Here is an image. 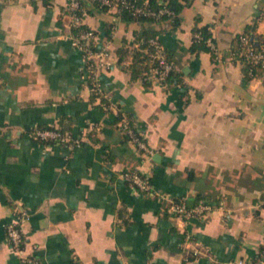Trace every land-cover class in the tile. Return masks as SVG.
Wrapping results in <instances>:
<instances>
[{"label": "crops", "instance_id": "crops-1", "mask_svg": "<svg viewBox=\"0 0 264 264\" xmlns=\"http://www.w3.org/2000/svg\"><path fill=\"white\" fill-rule=\"evenodd\" d=\"M84 1L96 46L117 59L141 23ZM67 9L66 0H0V264H24L6 237L21 210L23 254L39 264L256 258L264 245V81L245 75L231 46L253 22L264 30V0H189L180 24L158 33L183 82L146 85L118 61L101 73L96 96ZM204 25L217 60L189 49ZM118 111L133 118L152 155L126 138ZM38 125H62L81 144L36 140ZM131 168L151 174L150 192L124 179ZM195 195L214 202L208 219L172 210L173 200Z\"/></svg>", "mask_w": 264, "mask_h": 264}, {"label": "built area", "instance_id": "built-area-1", "mask_svg": "<svg viewBox=\"0 0 264 264\" xmlns=\"http://www.w3.org/2000/svg\"><path fill=\"white\" fill-rule=\"evenodd\" d=\"M101 5H105L108 10H111L117 14H121L124 10H128L133 15L139 16H152L160 18L164 14H173L174 10L171 9L168 4H163L159 8H153L150 5V0H100ZM66 6L71 15V26L77 28L84 24L85 10L81 9L79 0H66ZM262 41L261 46L258 48L254 41L258 38H251L249 34L242 32L240 34L241 52L244 55L245 61L248 64V72L253 77H258L264 81V30L261 32ZM201 37L200 33L197 35ZM74 45L78 46L85 60V68L87 70L88 78L92 89L102 93L100 87V75L103 71L113 67L118 58L111 48L108 46L97 47L95 44L96 32L93 28L87 26L81 28L78 32H71L69 34ZM255 39V40H254ZM144 40H137L129 46V51L132 53L136 48L140 47L141 42ZM149 42L153 46L152 63L148 68L143 69L140 78L143 82L150 84H162L168 85L167 77L171 70L176 68V63L173 59L168 58L165 47L162 44L160 38H149ZM258 42V41H257ZM207 43L214 52V59H218V50L209 37ZM130 60H124L121 62L123 66H129ZM121 115L119 120L122 130L125 134L130 136V139L135 142L138 149L142 150L147 155H152L153 150L149 147L146 140L140 133H137L136 126L133 118L124 111H118L117 115ZM33 137L36 140L52 139L56 142H68V145L74 147L81 144V138L74 137L70 132L63 133L56 128H37L33 131ZM122 176L126 181L135 186L141 191L150 192L153 188L151 174L144 172L139 168L127 169L123 171ZM172 210L179 216L185 219L197 218L200 220H206L209 218L210 212L214 209V202L208 199H201L194 205L187 203V198L182 196L179 199L173 200ZM28 218L26 210H21L17 218L11 220L6 225V237L11 248L19 254L21 261L26 264H39L38 260L31 255L23 254L24 232L23 222ZM193 255L201 254V250L195 248L192 250ZM235 264H264V245L259 255L252 259L246 260L240 258L233 262Z\"/></svg>", "mask_w": 264, "mask_h": 264}, {"label": "trees", "instance_id": "trees-1", "mask_svg": "<svg viewBox=\"0 0 264 264\" xmlns=\"http://www.w3.org/2000/svg\"><path fill=\"white\" fill-rule=\"evenodd\" d=\"M79 1H80L81 9L87 10L86 8L88 5L87 2H85L84 0H79ZM188 2L189 0H150V5L153 8H159L165 3V4H168V6L174 10L173 14H164L160 18H155L152 16H144V15L136 16V15H133L128 10H124L121 14H118L125 19H135L139 21L142 25L141 29L137 31V35H136L137 40H141L142 38H144V40L141 42L140 47L136 48L132 53H130L129 48L125 46L121 47L119 50L118 61L121 62L125 60L126 58L127 59L129 58L131 62L128 67L132 71V74L134 76H137V77L140 76L143 69L148 68L149 65L152 63L151 54L153 52V46L149 42V38L157 37L158 33L160 32V27H166L167 25H170L172 28L177 27L180 24L181 19H182L181 11L183 10V7ZM93 5L102 10H108V8L105 5H101L100 0H93ZM89 11H92V9H89ZM85 27H87V25H81L77 28H72V31L76 33L81 28H85ZM243 32L249 34L251 38H258L257 40L258 42L257 41H254V42L256 44V47L259 48L261 46L262 34L256 31V22L249 24ZM198 33H200L201 37L197 36ZM241 33H238L232 41V46H231L232 54L234 55V57L238 58L242 62L245 75L247 77H253L248 72V69H249L248 64L246 63L244 55L241 52L242 50L241 43H240ZM209 37H211L209 25L195 27L193 42L189 49L191 51H197L200 49L212 51V49L207 43V39ZM165 51H166L168 58L174 60L173 53L169 49H166V48H165ZM182 77H183V70L177 69V68H174L173 70H171L169 73V76L167 77V83L169 87H171L174 83H178V82L182 83L183 82ZM144 84L150 85V83L148 82H144ZM96 95H100V93L94 90L93 96H96ZM101 99H102V102H105V103L107 102V100L103 96H101ZM120 119H121V115L119 114L117 115V120H120ZM37 128H56L62 131L63 133L65 132L71 133L69 129H67L66 127L62 125H57V126L56 125H38L32 128L31 132L35 131ZM136 131L137 133H139L137 128H136ZM125 136L127 139H130V136L128 134H125ZM39 141L56 142L55 140H52V139H47V140L40 139ZM61 143L68 145V142H61ZM131 169H136V168H131ZM204 198L205 196L195 195L192 201H190V199L187 198V203L189 205H194Z\"/></svg>", "mask_w": 264, "mask_h": 264}]
</instances>
